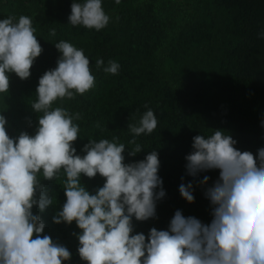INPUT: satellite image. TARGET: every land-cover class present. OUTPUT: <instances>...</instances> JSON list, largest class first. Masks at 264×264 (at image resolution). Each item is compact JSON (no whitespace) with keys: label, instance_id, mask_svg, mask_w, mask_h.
I'll use <instances>...</instances> for the list:
<instances>
[{"label":"clouds","instance_id":"clouds-1","mask_svg":"<svg viewBox=\"0 0 264 264\" xmlns=\"http://www.w3.org/2000/svg\"><path fill=\"white\" fill-rule=\"evenodd\" d=\"M68 22L99 31L109 16L102 0H73ZM35 33L29 16L0 19V93H8L9 73L22 80L30 77L34 60L43 51ZM50 35H56L55 29ZM54 46L60 53L56 67L39 77L37 99L31 104L40 114L35 133L22 131L10 137L6 118L0 115V264H62L71 259L65 246L42 234L45 224L32 211L36 206L43 212L54 202L41 178L57 181L61 173L66 177L62 185L66 201L53 222H75L81 230L76 234L77 251L86 264H264V147L254 155L236 148L237 141L226 130L215 129L207 137L197 134L185 156V168L192 177L219 170L218 179L205 192L212 205L211 221L203 223L177 209L166 230L152 227L147 237L133 234V217L155 218L156 202L165 196L158 152L125 163L126 144L114 136L88 139L84 154L76 153L73 144L80 127L74 121L82 117L53 105L83 95L95 86V77L83 49L63 40ZM103 64V59L96 60L97 69ZM119 68L110 60L103 70L115 75ZM157 124L151 108L128 123L129 156L144 148L136 138L151 134ZM82 174L88 178L99 174L103 186L90 194L81 183ZM208 180L204 176L199 183ZM192 189V182L178 189L189 203L194 202Z\"/></svg>","mask_w":264,"mask_h":264},{"label":"trees","instance_id":"trees-1","mask_svg":"<svg viewBox=\"0 0 264 264\" xmlns=\"http://www.w3.org/2000/svg\"><path fill=\"white\" fill-rule=\"evenodd\" d=\"M72 3L0 0V19L31 17L43 49L29 78L8 74V93H0V115L6 118L7 133L13 138L22 131L35 133L40 114L31 104L37 99L39 77L56 67L60 53L54 44L67 41L83 49L95 77V86L83 95L57 100L53 105L82 117L74 121L80 127V136L73 144L76 153L84 154L82 148L88 139L111 140L114 136L126 144L125 163L139 161L152 150L158 152V175L165 196L156 202L155 218L137 221L133 217V234L140 232L147 237L152 227L166 230L177 209L186 217L209 223L212 205L205 192L218 179L219 170L192 177L186 172L185 156L192 151L194 136L207 137L215 129L226 130L241 151L255 155L264 147V0H120L118 5L115 0H102L109 23L99 31L68 22ZM51 29H55V36L50 35ZM97 59L104 61L99 69ZM110 60L120 65L115 75L103 70ZM148 108L157 118V128L137 137L144 148L129 156L127 125L138 121ZM204 176L209 180L201 185ZM65 179L63 173L57 181L41 178L54 202L43 212L36 206L32 211L45 224L42 234L71 252V259L62 264H86L77 251L76 234L81 230L75 222H53L66 201ZM189 182L193 185L192 203L178 190ZM81 183L95 194L104 178L82 174Z\"/></svg>","mask_w":264,"mask_h":264}]
</instances>
